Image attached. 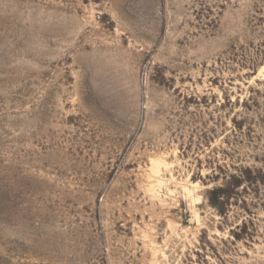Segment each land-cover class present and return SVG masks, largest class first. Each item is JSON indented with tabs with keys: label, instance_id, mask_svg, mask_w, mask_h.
Here are the masks:
<instances>
[{
	"label": "rangeland",
	"instance_id": "374dc122",
	"mask_svg": "<svg viewBox=\"0 0 264 264\" xmlns=\"http://www.w3.org/2000/svg\"><path fill=\"white\" fill-rule=\"evenodd\" d=\"M0 264H264V0H0Z\"/></svg>",
	"mask_w": 264,
	"mask_h": 264
}]
</instances>
